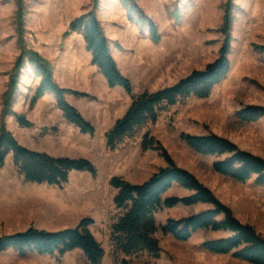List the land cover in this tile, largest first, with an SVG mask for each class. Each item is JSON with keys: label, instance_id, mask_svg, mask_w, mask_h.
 Returning <instances> with one entry per match:
<instances>
[{"label": "rangeland", "instance_id": "rangeland-1", "mask_svg": "<svg viewBox=\"0 0 264 264\" xmlns=\"http://www.w3.org/2000/svg\"><path fill=\"white\" fill-rule=\"evenodd\" d=\"M23 2L27 9V45L38 51L45 40L48 44L51 42L50 48L56 52H38L51 62L54 78L60 86L89 94L81 97L68 93L66 99L96 131L93 135L83 133L69 123L62 110L50 102L49 97L56 99L52 93L30 108L41 77L28 62L20 77L14 110L25 115L33 126L22 127L14 116L8 115L5 117L7 128L20 143L31 149L54 156L87 158L96 166L97 173L73 171L62 186L32 183L18 172L13 155L9 154L5 166L0 169V236L30 226L56 231L76 227L82 219L91 218L93 223L89 228L105 250L100 264H120L123 259L131 264H252L232 254L205 250L201 246L203 241L225 236L222 232L207 230L197 231L187 241L159 231L157 237L162 247L159 258L148 254L126 257L116 253L111 232L119 212L113 201L117 190L110 181L119 177L131 183H142L167 165L158 150L143 148L147 134L161 142L178 165L195 173L242 222L253 225L264 236V185L257 184L255 178L240 182L216 172L213 162L225 156L200 154L181 138L183 132L217 133L240 148L264 157V117L246 122L237 116L246 106H264V59L254 48L255 44H264V0H136L158 27L161 41L157 44L149 38L147 26L142 28L128 19L120 0ZM69 7L82 14L94 10L106 35L116 37L113 30L121 32L111 47L126 53L119 57V62L121 71L132 81L134 95L173 85L194 69H204L214 61L225 40L221 28L228 9L232 15L231 70L208 98L192 97L183 104L171 106L157 122L148 123L134 136L110 149L106 132L124 116L132 99L122 86L123 94L115 92V87L110 88L97 66L89 72L90 67H95L92 60L87 64L76 61H84V56L67 44L65 37L71 31L70 24L64 30L67 18L60 13ZM17 9L15 0H0V124L2 97L7 90L9 73L21 52L14 23ZM74 44L73 47L78 48V43ZM85 50L90 52L86 44ZM68 64L72 65V70L64 66H70ZM188 194L190 191L175 185L165 196ZM209 207V204H198L167 208L157 214V221L164 225L169 218H182ZM0 264L90 262L79 249L63 255L56 252L25 256L10 249L0 253Z\"/></svg>", "mask_w": 264, "mask_h": 264}, {"label": "trees", "instance_id": "trees-1", "mask_svg": "<svg viewBox=\"0 0 264 264\" xmlns=\"http://www.w3.org/2000/svg\"><path fill=\"white\" fill-rule=\"evenodd\" d=\"M15 1L18 9L14 23L21 52L9 73L7 90L2 97L0 169L5 166L8 155L12 154L18 172L32 183L62 186L69 181L73 171L96 174L97 168L89 159L54 156L31 149L20 143L7 128L5 117L8 115L14 116L22 127L33 126L25 115L14 110L20 77L28 62L35 74L41 77L30 100V108L45 94L52 93L56 97V105L69 123L77 126L83 133L93 135L96 131L95 126L66 99L68 93L81 97H88L89 94L64 88L56 82L51 62L27 45L26 5L23 0ZM120 2L127 10L128 19L142 28L147 26L149 38L153 43H159L161 34L156 23L145 14L136 0ZM229 10L221 28L225 40L214 61L204 69H194L173 85L156 91H144L139 95L133 94L132 81L120 70L112 54L110 40L96 12L92 10L84 13L70 23L71 31L83 35L86 48L92 54V64L97 66L108 86H122L132 99L124 116L117 119L106 132L108 148L115 149L125 138L134 136L148 123L157 122L160 115L171 106L183 104L192 97L208 98L214 88L227 78L231 70L232 49V15ZM254 48L264 59V44H255ZM237 116L246 122L258 121L264 117V106H246L237 112ZM181 138L200 154L225 156L213 162L216 172L240 182L255 178L257 184L264 185V157L240 148L231 139L217 133L195 135L183 132ZM142 146L146 150H158L167 165L142 183H131L119 177L111 179V185L117 190L113 201L119 212L111 232L116 253L126 257L148 254L159 258L162 252L157 237L159 231L172 235L177 240L187 241L197 231L207 230L222 232L225 236L203 241L201 246L205 250L214 254H232L233 257L252 264H264V236L253 225L242 222L232 208L221 201L195 173L178 165L161 142L146 134ZM175 185L190 191V194L181 197L165 196ZM198 204H209L211 207L182 218H169L164 225L158 224L157 214L164 209ZM92 223L93 219L84 218L76 227L56 231L30 226L23 231L3 234L0 236V253L13 249L22 256L34 253L52 255L56 252L63 255L79 249L90 264H100L105 250L89 228ZM120 264L131 263L123 259Z\"/></svg>", "mask_w": 264, "mask_h": 264}, {"label": "crops", "instance_id": "crops-1", "mask_svg": "<svg viewBox=\"0 0 264 264\" xmlns=\"http://www.w3.org/2000/svg\"><path fill=\"white\" fill-rule=\"evenodd\" d=\"M61 4H64L63 2ZM118 8H120V10H122V7H120L119 3H118ZM73 9L71 7L69 8H66L64 9V11H61L60 10V13L63 12V14L65 15V17L67 18L66 21H65V27H64V30L66 29L67 30V27L69 26L70 22L75 19L76 16L82 14L83 12H79V13H76L74 11H72ZM82 11V10H81ZM123 11V10H122ZM69 15V16H68ZM63 30V31H64ZM113 34L116 35H119L121 32L119 30H113L112 32ZM107 36L110 40V43L113 45V41H116L117 38L113 35L110 36L109 33H107ZM67 38V44L70 45L72 47V49H77L79 51V53H81L83 56H84V61H80L79 59L76 60L78 62H84L85 64H87V61H91L92 60V54L90 52H87L85 50V40H84V37L81 33L79 32H76V31H70L69 35L67 37H65V39ZM140 40V39H139ZM59 41V40H58ZM78 43V48H75L73 47L75 44L74 43ZM141 42V40H140ZM51 45V42L48 44V42H46L45 40V43L43 44H40L38 46L40 52H43L44 51H48L49 53H52L53 52H56V49L53 48V50L50 48ZM114 46V45H113ZM77 47V46H76ZM55 54V53H54ZM112 54L114 56V58L116 59L117 63H118V66L120 68V70L122 69V66L119 62V57L123 56V54H126L125 52L121 51L120 49L117 50V48L114 47V49H112ZM46 55V54H45ZM70 65V64H68ZM66 66V68H70L71 70L73 69L70 65V66H67V65H64ZM91 68V69H90ZM88 69V71L90 72L92 69L96 68L95 67H90ZM123 70V69H122ZM94 71V70H93ZM115 92H117L118 94H123V89L120 87V86H117L113 89ZM119 91V92H118ZM49 93L45 94L42 98H40L41 102H43L45 100V98L51 96V95H48ZM50 98V102H54V104H56V99L53 98V97H49ZM47 100V99H46Z\"/></svg>", "mask_w": 264, "mask_h": 264}]
</instances>
